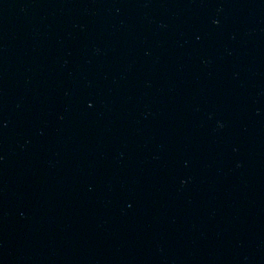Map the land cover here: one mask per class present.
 I'll list each match as a JSON object with an SVG mask.
<instances>
[{"label":"water","instance_id":"1","mask_svg":"<svg viewBox=\"0 0 264 264\" xmlns=\"http://www.w3.org/2000/svg\"><path fill=\"white\" fill-rule=\"evenodd\" d=\"M0 264H264V0H0Z\"/></svg>","mask_w":264,"mask_h":264}]
</instances>
